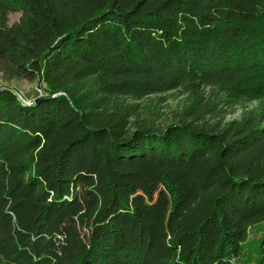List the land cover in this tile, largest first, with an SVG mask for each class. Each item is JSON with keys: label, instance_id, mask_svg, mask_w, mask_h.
I'll return each mask as SVG.
<instances>
[{"label": "trees", "instance_id": "1", "mask_svg": "<svg viewBox=\"0 0 264 264\" xmlns=\"http://www.w3.org/2000/svg\"><path fill=\"white\" fill-rule=\"evenodd\" d=\"M0 74V264H264V0H0Z\"/></svg>", "mask_w": 264, "mask_h": 264}, {"label": "rangeland", "instance_id": "2", "mask_svg": "<svg viewBox=\"0 0 264 264\" xmlns=\"http://www.w3.org/2000/svg\"><path fill=\"white\" fill-rule=\"evenodd\" d=\"M20 17L19 13L11 14L10 21L11 23L17 21ZM6 83L0 74V85ZM10 85L14 87L18 94L25 98L26 100H32L34 96L39 92V86L37 81H29L26 79H15L10 82ZM159 97H165L166 101L160 103L158 101ZM184 96L180 95L178 92L156 95L153 96V107L156 108L159 113L162 114L161 119H166L169 117L173 111H176L179 108V104L183 101ZM257 99L246 101L247 106H251L257 103ZM242 108L236 106L233 112L227 115V119H232L239 117L242 113ZM16 201L14 198L0 195V209L5 214V217L0 221V262L6 259L12 251L17 248V238H18V229H19V218L24 216L28 209L25 207H20L15 209ZM264 227V226H263ZM262 232V226L253 227L250 231L249 240H253L255 237ZM237 264H251L249 258H241Z\"/></svg>", "mask_w": 264, "mask_h": 264}, {"label": "water", "instance_id": "3", "mask_svg": "<svg viewBox=\"0 0 264 264\" xmlns=\"http://www.w3.org/2000/svg\"><path fill=\"white\" fill-rule=\"evenodd\" d=\"M51 97H52V96L45 95V94H41V95H39V96L33 98L32 100H28V103H29V104H37V103H39V102H41V101H43V100H47V99H49V98H51ZM21 98H22V97H21ZM22 99H23V98H22ZM23 100H25V99H23Z\"/></svg>", "mask_w": 264, "mask_h": 264}, {"label": "built area", "instance_id": "4", "mask_svg": "<svg viewBox=\"0 0 264 264\" xmlns=\"http://www.w3.org/2000/svg\"><path fill=\"white\" fill-rule=\"evenodd\" d=\"M39 92H41V90H39Z\"/></svg>", "mask_w": 264, "mask_h": 264}]
</instances>
